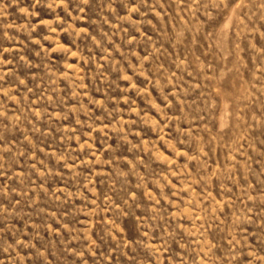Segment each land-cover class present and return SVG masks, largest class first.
Here are the masks:
<instances>
[{
	"label": "rangeland",
	"instance_id": "374dc122",
	"mask_svg": "<svg viewBox=\"0 0 264 264\" xmlns=\"http://www.w3.org/2000/svg\"><path fill=\"white\" fill-rule=\"evenodd\" d=\"M0 264H264V0H0Z\"/></svg>",
	"mask_w": 264,
	"mask_h": 264
}]
</instances>
